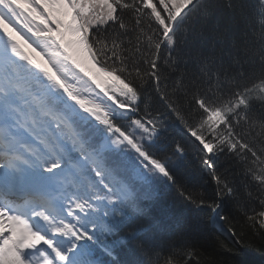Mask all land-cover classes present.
I'll return each instance as SVG.
<instances>
[{
	"label": "snow or ice",
	"instance_id": "1",
	"mask_svg": "<svg viewBox=\"0 0 264 264\" xmlns=\"http://www.w3.org/2000/svg\"><path fill=\"white\" fill-rule=\"evenodd\" d=\"M197 12L202 28L192 38L193 55L184 49L188 21ZM33 44L46 60L33 55ZM190 61L196 68L193 84L207 82L215 91L195 99L202 118L188 131L207 153L227 150L241 162L264 209V0H0V264H139L115 259L119 242L101 243L88 214L102 211L106 218L117 211L123 215L124 206L135 207L130 180L147 181L156 173L173 180L115 120L138 112V89L150 79L159 98L184 121L161 91L168 79L162 68L175 71V65L187 67ZM182 86L178 80L177 87ZM101 93L105 103L98 100ZM132 123L149 140L156 134V120ZM96 139L99 143H93ZM126 145L138 154L127 180L117 175L119 165L108 166L105 155L119 159ZM177 150L183 152L179 145ZM88 164L95 180L84 175ZM204 164L213 174L216 199L234 196L238 189L216 174L212 160ZM89 186L102 188L104 195L88 194ZM69 187L77 192L69 194ZM81 188L87 199L78 194ZM185 199L214 212L221 207L206 205L199 196ZM69 217L77 223L67 222ZM248 219L264 228V210ZM100 228L113 231L107 222ZM129 239L134 243L129 255L152 251L151 237L140 239L133 232ZM97 250L113 259H100ZM174 255L163 264H177ZM155 256L159 264L161 253Z\"/></svg>",
	"mask_w": 264,
	"mask_h": 264
},
{
	"label": "trees",
	"instance_id": "2",
	"mask_svg": "<svg viewBox=\"0 0 264 264\" xmlns=\"http://www.w3.org/2000/svg\"><path fill=\"white\" fill-rule=\"evenodd\" d=\"M202 3H207V0H202ZM123 15L126 22L132 23L127 11ZM144 23L149 21L145 19ZM188 24L191 31L187 34L189 43L184 50H190L194 55L195 47L191 41L202 28L198 12L191 14ZM152 27L155 28L156 25L153 23ZM205 30L210 32L211 25ZM164 57L165 51L162 47L161 59ZM184 59L188 57L185 56ZM174 67L177 70L162 68L168 79L161 84V91L167 92L169 99L174 101L173 106L184 117V121L159 98L150 79L143 89H138L142 95L141 101L138 102L137 114L127 119L115 120L127 132L133 127V120H156V134L149 140L148 134L142 132L145 137L142 146L154 159L163 163L173 176V180H168L156 173L151 174L152 180H135V184L150 198L137 196L136 207L131 215L113 227V243L119 242L116 247V259L155 264V252H160L159 264H163L164 258L172 253H175L173 259L177 264H264V228L256 221L248 219L249 216L264 210L256 199L258 193L255 182L243 174L244 167L231 153L225 150L223 154L213 153L209 156L188 131L189 127L197 126L202 118V110L197 107L195 99L201 95L212 96L215 90H210L207 82L196 81L195 85L193 84L196 68L191 61L187 67L183 63ZM141 70L146 71L147 65L142 64ZM251 76L252 73L250 78ZM133 80L135 84L140 83L135 77ZM178 80L182 87H177ZM216 98H219L218 93ZM255 115H259V111ZM257 131L259 130H254L252 135L255 136ZM204 135L206 139L210 138L207 132ZM177 145L183 149L182 153L177 150ZM205 159L212 160L217 167L216 174L221 175L222 180L226 177L230 186L238 189L234 196L216 199L213 174L204 164ZM249 191L252 192V197L247 195ZM188 195L193 198L203 197L206 205L209 202L223 204L220 216L225 217L223 223L234 234L235 241L215 224L216 211L207 206L198 207L192 204L185 199ZM133 232L138 233L140 239L151 237L152 251L147 254L137 251L134 256L129 255V249L134 246L133 241L129 239ZM189 251L192 252L191 258L187 257Z\"/></svg>",
	"mask_w": 264,
	"mask_h": 264
},
{
	"label": "water",
	"instance_id": "3",
	"mask_svg": "<svg viewBox=\"0 0 264 264\" xmlns=\"http://www.w3.org/2000/svg\"><path fill=\"white\" fill-rule=\"evenodd\" d=\"M222 207H223V204H221L220 209L216 210V217H215L214 222H215V224L219 223L222 226V228H223V232H225L231 238V240L235 241L234 234L229 229H227L225 227V225L223 223V220L220 219V214H221ZM217 213H219V215H217Z\"/></svg>",
	"mask_w": 264,
	"mask_h": 264
},
{
	"label": "rangeland",
	"instance_id": "4",
	"mask_svg": "<svg viewBox=\"0 0 264 264\" xmlns=\"http://www.w3.org/2000/svg\"><path fill=\"white\" fill-rule=\"evenodd\" d=\"M29 50L31 51V49H29ZM33 55H34L37 59H41V58L39 57L38 53L36 52V50L33 52ZM79 86L82 87V88H84V89H88V88H89V85H88L87 83H81ZM95 91H96V92H99L100 90H99V89H95ZM92 94L94 95L95 93H92ZM98 100H99L100 103H105L106 98L103 97V95H102V93H101L100 97H98ZM109 103H111V102L109 101Z\"/></svg>",
	"mask_w": 264,
	"mask_h": 264
},
{
	"label": "bare ground",
	"instance_id": "5",
	"mask_svg": "<svg viewBox=\"0 0 264 264\" xmlns=\"http://www.w3.org/2000/svg\"><path fill=\"white\" fill-rule=\"evenodd\" d=\"M21 28H22V26H21ZM24 31L26 32L27 30L25 29ZM28 35L31 36V33H29ZM33 39H34V37H33ZM42 55H43V53H42ZM43 57H45V56H43Z\"/></svg>",
	"mask_w": 264,
	"mask_h": 264
}]
</instances>
